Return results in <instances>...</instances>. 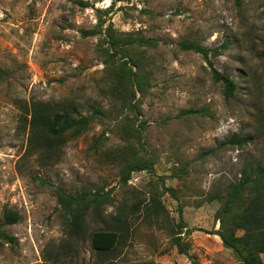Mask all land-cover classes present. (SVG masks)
<instances>
[{"label": "rangeland", "instance_id": "rangeland-1", "mask_svg": "<svg viewBox=\"0 0 264 264\" xmlns=\"http://www.w3.org/2000/svg\"><path fill=\"white\" fill-rule=\"evenodd\" d=\"M89 1L93 6L80 8L72 0H0V66L8 71L0 80V219L5 209L22 215L5 226L17 241L0 239V264H242L215 233L219 202L204 198L238 179L249 161L264 160V0ZM100 19L104 27L112 22L124 34L159 40L146 50L152 87L135 118L144 145L123 132L126 115L113 112L48 157L31 129L34 103L72 102L80 113L111 106L102 93L107 80L97 51L100 35L82 34ZM184 39L221 47L211 59L235 81L234 96H225L201 53L179 48ZM234 133L250 142L201 156ZM101 135L94 152L91 145ZM122 147L152 155L154 168L135 171L124 182L123 162L108 156ZM184 165V177H174ZM164 186L178 196L162 192ZM57 187L69 193L112 189L114 203L106 211L117 213L121 203L129 210L130 229L121 243L99 251L93 229L71 240ZM153 194L165 206L158 218L148 216ZM180 210L186 253L172 236L180 229ZM68 244L76 251L60 256Z\"/></svg>", "mask_w": 264, "mask_h": 264}, {"label": "trees", "instance_id": "trees-1", "mask_svg": "<svg viewBox=\"0 0 264 264\" xmlns=\"http://www.w3.org/2000/svg\"><path fill=\"white\" fill-rule=\"evenodd\" d=\"M238 5L242 0H235ZM80 8L93 6L89 0H72ZM84 36L100 35L97 46L99 55L103 58L106 73V86L102 89L104 96L111 101L108 109L102 105H93L87 113H80L72 102H56L49 104L36 102L33 105L31 129L37 146L46 149V156L50 157L51 151L60 149L69 139L84 134L95 120H103L108 114H119L123 117V132L128 137H135L142 141V127L136 126L135 118L140 113L141 98L150 92L152 87L151 75L146 70V50L159 45V40L144 35L134 36L131 33H122L110 22L104 27L102 19L90 29H83ZM181 50H193L201 53L210 65L213 79L224 86L226 97L235 95L237 85L227 73L221 72L214 66L211 56L220 54L221 47H207L201 43L184 39L179 41ZM228 42L225 41L223 47ZM7 69L0 66V80L6 78ZM196 113L195 109H187L185 113ZM94 138L91 148L98 152L102 137ZM250 138L234 133L223 139L216 147L206 149L201 156L214 154L216 150L226 146H245ZM145 150H147L144 147ZM113 160H121L122 179L127 182L135 171H151L156 163L152 155H139L131 147L115 148L108 152ZM187 165L175 168L173 176L183 178L188 172ZM238 179L230 181L224 186H215L214 191L209 192L204 201L217 200L220 204L216 212V219L220 222L216 234L222 240L226 248L231 249L242 264H264V160H251L245 164ZM170 192L172 196H178V190L172 186H164L162 192ZM59 202L68 224L70 239L79 240L91 229L92 245L103 252L114 249L126 232L130 229L129 210L125 203L117 205V213H108L105 205L113 204L112 189L103 188L82 189L75 193H69L62 187H57ZM126 205V206H125ZM140 203H138L139 206ZM148 208V216L155 218L165 212L159 195L153 194L151 205ZM22 215L18 211L5 209L3 218L0 219V239L11 244L16 243V236L10 234L5 226L20 221ZM180 229L174 231L173 242L181 253H186L188 244L181 239L180 233L187 226L184 222L182 211L177 225ZM190 232V230H188ZM63 247L60 256H70L76 248L68 244ZM142 264H158L154 261H146Z\"/></svg>", "mask_w": 264, "mask_h": 264}]
</instances>
